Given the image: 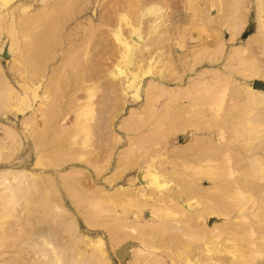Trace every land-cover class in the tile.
Returning a JSON list of instances; mask_svg holds the SVG:
<instances>
[{"label": "rangeland", "instance_id": "374dc122", "mask_svg": "<svg viewBox=\"0 0 264 264\" xmlns=\"http://www.w3.org/2000/svg\"><path fill=\"white\" fill-rule=\"evenodd\" d=\"M0 85V264H264V0H0Z\"/></svg>", "mask_w": 264, "mask_h": 264}, {"label": "bare ground", "instance_id": "6f19581e", "mask_svg": "<svg viewBox=\"0 0 264 264\" xmlns=\"http://www.w3.org/2000/svg\"><path fill=\"white\" fill-rule=\"evenodd\" d=\"M118 38H119V37H118ZM118 38L116 37L117 41H119ZM121 42H122V41L120 40L119 43H121ZM121 45H123V44L121 43ZM124 49H125V48H124ZM126 51H127V50H126ZM124 53H125V52H124ZM124 56H125V54H124ZM122 58H123V57H122ZM0 86H2V85H0ZM231 119H232V118H231ZM228 158H229V157H228ZM203 159H204V158H203ZM195 161H196V160H195ZM214 161H215V160H214ZM206 169H207V168H206ZM213 173H214V172H213ZM226 176H227V175H226ZM244 177H245V176H244ZM237 187H238V186H237ZM187 188H188V187H187ZM227 188H228V187H227ZM203 191H205V190H203ZM177 195H178V194H177ZM191 205H192V204H191ZM213 205H214V204H213ZM202 240H203V239H202ZM210 246H211V245H210ZM213 248H214V247H212V249H213ZM37 251H38V250H37ZM41 251H42V249H41ZM207 251L210 252L211 250H210V251H209V250H206V252H207ZM204 253H205V252H204ZM228 255H229V254H228ZM205 256H206V255H205ZM230 257H231V255H230ZM211 258H212V257H211ZM0 259H1V258H0ZM209 259H210V258H209ZM229 259H230V258H229ZM233 259H234V257H232L231 260L234 261ZM213 260H215V259H213ZM232 261H231V262H232ZM8 263H10V262H8ZM15 263H16V262H15ZM212 263H213V262H212ZM212 263H211V264H212ZM214 264H215V263H214Z\"/></svg>", "mask_w": 264, "mask_h": 264}, {"label": "water", "instance_id": "95a60500", "mask_svg": "<svg viewBox=\"0 0 264 264\" xmlns=\"http://www.w3.org/2000/svg\"><path fill=\"white\" fill-rule=\"evenodd\" d=\"M253 87L254 88H257L258 87L257 83H254Z\"/></svg>", "mask_w": 264, "mask_h": 264}]
</instances>
